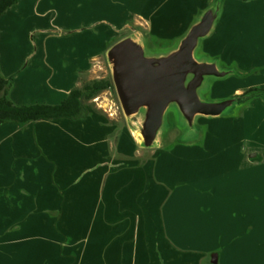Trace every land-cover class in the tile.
<instances>
[{
  "label": "crops",
  "instance_id": "obj_1",
  "mask_svg": "<svg viewBox=\"0 0 264 264\" xmlns=\"http://www.w3.org/2000/svg\"><path fill=\"white\" fill-rule=\"evenodd\" d=\"M213 2L146 0L126 27L157 38H171L172 32L180 37ZM224 3L200 48L225 14ZM236 67L225 68L245 76ZM236 125L209 126L202 141L191 137L174 145L173 181L179 190L160 205L157 191L153 201L146 193L159 147H139L147 154L133 158L138 146L129 130L112 142L114 126L98 116L1 124L0 264H218L222 243L214 238L220 225L215 221L211 227L201 216L225 207L239 212L247 204L253 216L259 198L255 164L245 158L244 121ZM230 132L239 135L237 154L220 159L231 146L203 140Z\"/></svg>",
  "mask_w": 264,
  "mask_h": 264
},
{
  "label": "rangeland",
  "instance_id": "obj_2",
  "mask_svg": "<svg viewBox=\"0 0 264 264\" xmlns=\"http://www.w3.org/2000/svg\"><path fill=\"white\" fill-rule=\"evenodd\" d=\"M145 1L17 0L0 16V69L2 76L10 82L9 97L18 103L57 104L76 85L80 87L93 79L111 77L106 52L116 41L137 31L126 25H130ZM230 2L234 3L232 8L228 7ZM235 2L239 3L225 0V14L194 57L200 59L203 50L210 55L209 58L218 57L220 67L237 66L248 74L224 79L206 76L205 83L197 89V96L203 102L228 98L237 94L234 93L237 88L244 92L264 82V0H248L243 5ZM170 35L171 38L163 39L146 34V53L153 56L165 54L176 47L182 35L178 37L173 32ZM226 112L221 118L195 119L196 136L202 141V133L209 126L236 125V122L244 121L245 138L249 144L245 147V158L252 159L255 164L258 186L256 214L254 217L250 215L247 204V208L239 212L225 207L220 213L211 212L201 218L212 221L211 227L215 221L220 225L221 230L214 238L216 243H222L216 250L221 252L218 264H264V100L255 97ZM87 116H98L104 123L114 126L112 142L114 137L128 132L114 87L86 102L84 118ZM159 131L162 133L161 146L155 152L160 159L155 168L153 163L151 165V171L154 170L146 193L152 200L156 199L153 196L157 191L162 205L167 196L172 197L175 190H179L173 181L172 149L187 131L175 103L167 107ZM238 137L237 133L230 132L209 135L203 141L207 145H223V148L231 146L218 158H234ZM147 152L137 147L133 158H142ZM255 152L258 155L250 158ZM249 172L245 170V174ZM242 190L248 191V185ZM204 225H196L195 232L199 234Z\"/></svg>",
  "mask_w": 264,
  "mask_h": 264
},
{
  "label": "water",
  "instance_id": "obj_3",
  "mask_svg": "<svg viewBox=\"0 0 264 264\" xmlns=\"http://www.w3.org/2000/svg\"><path fill=\"white\" fill-rule=\"evenodd\" d=\"M222 0L214 2L200 11L187 31L179 38L178 45L165 54L148 55L145 34L134 31L110 46L106 56L111 65V80L128 130L140 148L161 146L159 131L163 115L170 103H175L187 127L179 141L197 139L195 119L199 116L226 115L248 101L246 95L201 101L197 89L212 75L224 79L241 74L233 68L219 66L217 58L202 53L194 57L200 44L213 29L221 10ZM206 57H205V56ZM138 114H143L140 116ZM230 114V113H228ZM215 263V259L212 260Z\"/></svg>",
  "mask_w": 264,
  "mask_h": 264
},
{
  "label": "trees",
  "instance_id": "obj_4",
  "mask_svg": "<svg viewBox=\"0 0 264 264\" xmlns=\"http://www.w3.org/2000/svg\"><path fill=\"white\" fill-rule=\"evenodd\" d=\"M16 2L17 0H0V16ZM9 87L10 82L2 76L0 69V125L5 122L23 125L38 120L59 118L82 119L86 114V102L94 99L99 93L111 89L113 84L111 77L90 80L80 87L72 88L57 104H15L8 96ZM242 95H246L248 101L255 97L264 100V88L251 87Z\"/></svg>",
  "mask_w": 264,
  "mask_h": 264
}]
</instances>
